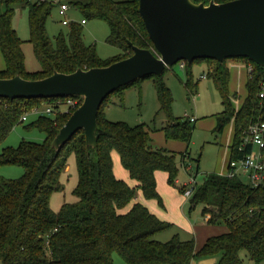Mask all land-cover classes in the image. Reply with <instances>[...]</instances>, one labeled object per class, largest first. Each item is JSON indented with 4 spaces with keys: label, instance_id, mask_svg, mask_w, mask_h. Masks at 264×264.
I'll use <instances>...</instances> for the list:
<instances>
[{
    "label": "trees",
    "instance_id": "1",
    "mask_svg": "<svg viewBox=\"0 0 264 264\" xmlns=\"http://www.w3.org/2000/svg\"><path fill=\"white\" fill-rule=\"evenodd\" d=\"M17 1H23L29 9V41L40 63L37 71L27 70L23 40L13 25V4ZM56 1L0 0V51L5 60L0 78L19 74L26 79H39L54 71L71 73L78 68L107 66L134 53L129 42L141 48H154L139 12V0L65 1L80 11L85 21L106 22L110 30L107 41L120 49L110 60H103L96 46L85 42L81 21H70L67 33L60 31L52 39L47 22L64 0ZM193 1L209 4L212 0ZM203 59L208 63V76L213 78L224 104V110L217 114L218 128L223 129L233 119L231 147L235 150L246 125L264 118V103L259 97L264 67L247 57H229L223 61ZM239 59L250 63L253 70L248 71L246 95L236 111L229 95L228 60ZM192 63L186 62L184 68L190 71ZM167 69L162 75L145 76L114 92H119L123 100L126 87L152 77L158 112L166 118L162 127L165 138L185 141L188 146L194 122L174 114L173 92L164 79ZM185 86L193 92L195 84L191 75ZM75 96L78 103L69 111L60 109L58 102L63 97L0 96V143L16 125L25 122L21 120L24 113L42 105L53 107L51 115H38L25 125L43 132L44 141L22 140L17 147H5L0 152V165H18L24 170L19 178L0 177V264H114V253L128 264H191L194 259L208 256H218L217 264H239L242 250L256 263L264 260V187H253L237 177H225L216 172L206 174L189 198L190 206L203 204L201 213L205 221L225 225L227 230L209 236L198 249L194 238L181 239L178 234L161 241L157 236L172 228L173 223L160 219L145 204L134 200L140 190L146 199H157L163 205L155 172L166 171L168 183L176 186V153L153 145V131L146 122L131 125L110 120L103 104L107 98L97 115V147L87 146L85 132L79 129L58 151L52 141L83 100ZM113 151L118 152L121 164L130 178L137 181L136 185L131 186L116 176ZM71 153L75 155L78 172L74 191L77 200L64 203L55 212L50 199L61 188L60 176L68 167ZM188 153V148L182 152L183 160ZM197 173L198 168L195 176ZM178 189L183 193L185 186ZM132 202L131 207L124 210Z\"/></svg>",
    "mask_w": 264,
    "mask_h": 264
},
{
    "label": "rangeland",
    "instance_id": "2",
    "mask_svg": "<svg viewBox=\"0 0 264 264\" xmlns=\"http://www.w3.org/2000/svg\"><path fill=\"white\" fill-rule=\"evenodd\" d=\"M13 7L15 9L13 25L23 40L22 47L25 54V66L28 71H37L40 69V63L34 52L33 45L29 41L30 26L28 6L23 1H17L13 4ZM66 18H69L70 21L80 22L82 14L75 7L69 5V9L66 11ZM62 19L63 17L59 14L58 7L55 8L47 22L48 33L52 39L60 31L64 34L67 33L69 25L64 24ZM82 25L85 42L95 45L98 55L103 60H110L120 52L117 46L107 41L110 30L106 22L90 19ZM0 56L2 58L1 52ZM229 61L234 60H228V63ZM229 68L231 69V67ZM238 70L236 68L231 69L229 95L232 96L237 93V97L241 101L246 95L245 84L247 81V73L244 69L240 75ZM204 73L207 75L205 78L202 77ZM190 75L195 84L193 92H190L185 86V82ZM164 79L173 92L174 114L185 118L189 116L196 118L192 140L188 146L185 141L165 138L162 127L166 123V118L162 112H158L159 102L152 77L143 79L140 84H133L126 87L124 89L123 100H121L119 92L113 91L103 103L105 105L104 110L107 117L113 121H125L131 125L146 122L153 131L152 134L157 144L155 147L159 146L176 153L178 172L174 180L177 187L170 186L166 178H164L162 180L160 179V191H158L159 194L161 193L163 205L166 203L168 212L166 218L162 220L173 223V226L160 233L157 238L161 241H166L174 234H178L181 239H196V244L198 233H202L200 230L197 233L198 226L204 222L201 213L203 204H197L195 207H191L189 200H187L188 197L184 192L180 196L176 194L174 197L169 189L177 193L179 190L178 186H185L191 176L195 175L197 168V185L203 182L206 174L217 173L222 169V162L224 158L226 159V147L233 137L234 121L228 122L221 130L218 128L217 114L224 110V104L222 103V95L216 87L213 78L208 76V63L205 59L200 58L195 60L192 63L190 71L187 68H181L179 62H177L168 67L164 73ZM45 106L42 105L41 109H44ZM28 117L29 119L23 124L16 125L7 138L0 143V152L5 147H17L22 140L36 142L45 140L46 135L43 132L37 128H28L25 126L36 115L29 114ZM153 118H155V121H153ZM187 148L189 153L183 160L182 152ZM114 169L116 173L125 171L119 161L115 162ZM23 172V168L18 165H0V177L19 178ZM159 172V177L162 173H165L163 171ZM127 178L129 184L134 186L135 182L128 174ZM60 184L61 188L56 190L50 199L51 208L55 212H58L64 203H71L77 200L74 191L78 184V172L74 153L69 155L68 167L60 176ZM150 203L151 207H154L153 204L155 202L151 201ZM158 214L161 216V213ZM240 255L242 260L239 264H264V260L256 263L249 259L245 250H242ZM206 258L208 259L209 257ZM201 259H196L198 264H201ZM113 260L114 264H128L117 253L113 254Z\"/></svg>",
    "mask_w": 264,
    "mask_h": 264
},
{
    "label": "water",
    "instance_id": "3",
    "mask_svg": "<svg viewBox=\"0 0 264 264\" xmlns=\"http://www.w3.org/2000/svg\"><path fill=\"white\" fill-rule=\"evenodd\" d=\"M139 12L153 49L132 45L134 53L103 67L54 71L39 79L19 74L0 78V96L25 99L78 95L82 103L52 141L58 151L79 129L87 146L97 147V115L116 89L166 67L200 58L223 61L247 57L264 67V0L196 3L193 0H139Z\"/></svg>",
    "mask_w": 264,
    "mask_h": 264
},
{
    "label": "built area",
    "instance_id": "4",
    "mask_svg": "<svg viewBox=\"0 0 264 264\" xmlns=\"http://www.w3.org/2000/svg\"><path fill=\"white\" fill-rule=\"evenodd\" d=\"M38 1V0H30ZM56 1V0H55ZM69 9L68 3H59L58 12L62 15L63 23L68 24L69 18H66V11ZM82 23L86 22L84 19ZM186 64L185 60L179 61L181 68H184ZM253 67L248 63V71H252ZM202 77H207L204 73ZM260 101L264 103V80L260 83L259 90ZM232 101L235 103L236 111L239 108V99L231 96ZM78 103V98L75 95L65 96L62 100H59L61 111H69L70 108L75 107ZM53 113V107L46 105L44 109L34 107L30 112H26L22 115L21 120L27 121L29 114L38 115H51ZM191 122H195L194 116L188 118ZM233 121V120H232ZM235 154V156H233ZM221 176L225 177H237L243 182L253 187H264V118H258L257 120L250 121L242 131L241 140L237 146V149H232L231 143L226 147V159L222 162V169L217 172ZM197 182L196 176H191L188 183L185 184L184 194L190 198L196 189Z\"/></svg>",
    "mask_w": 264,
    "mask_h": 264
},
{
    "label": "crops",
    "instance_id": "5",
    "mask_svg": "<svg viewBox=\"0 0 264 264\" xmlns=\"http://www.w3.org/2000/svg\"><path fill=\"white\" fill-rule=\"evenodd\" d=\"M82 20V19H81ZM1 52V51H0ZM2 59V60H1ZM228 65H229V67H231V69L232 68H236V69H239L238 70V73L241 75V72H242V70H246V73H247V76H248V63L247 62H245V61H243V60H234V61H229V63H228ZM5 67V60H4V58H3V56H2V58H1V56H0V69H3ZM231 69H230V73H231ZM232 74V73H231ZM247 79V78H246ZM233 96V95H232ZM105 114H106V112H105ZM107 116V115H106ZM144 121V120H143ZM232 141H230L229 142V144L231 143ZM152 143H153V145H155V146H157V144H156V142H155V140H154V137H153V134H152ZM159 147V146H158ZM112 158H113V169H114V165H115V162H117V161H119L120 163H121V161H120V156H119V154H118V152L117 151H113L112 152ZM123 166V165H122ZM119 169H120V167H119ZM124 172H122V173H116V171H115V169H114V172H115V174H116V176L118 177V178H121V179H123V180H125L128 184H129V180H128V178H127V174H128V176H129V173H128V171L124 168ZM159 171H163V172H165V173H162L161 174V176L159 177ZM126 174V175H125ZM155 176H156V180H157V189H158V191H160L159 190V187H160V179L162 180V179H164V178H166V181L168 182V173L166 172V171H164V170H157L156 172H155ZM130 177V176H129ZM134 180V179H133ZM134 184L136 185L137 184V181L136 180H134ZM169 184V183H168ZM130 185V184H129ZM170 186H172V185H170ZM174 187V186H173ZM169 191H170V193L175 197L176 196V194H178L179 196H180V194H182V193H180L179 192V190H178V192L176 193V191H171V189H169ZM161 194V193H160ZM164 198V197H163ZM180 198V197H179ZM187 200H189V198L187 199ZM134 201H139V202H142L143 204H145L154 214H156V215H158L159 216V218L160 219H164V218H166V215H167V208H166V203L164 204V205H159L158 203V201H157V199H154V198H151V199H146L144 196H143V194H142V192L139 190L138 191V194H137V197H136V199L134 200ZM151 201H154L155 203L153 204V206L154 207H151ZM165 201V200H164ZM133 204V202L132 203H130L127 207H125V209L124 210H128L130 207H131V205ZM160 208V209H159ZM158 213H161V216L158 214ZM163 217V218H162ZM201 231L202 233L201 234H199L198 233V231ZM227 230V227L225 226V225H213V224H208L206 221H205V219H204V222L202 223V225H199L198 226V229H197V233H198V240L196 241V248L198 249V248H200L203 244H204V242L206 241V239L209 237V236H212V235H215V234H219V233H222V232H225ZM197 233H196V235H197ZM196 240V239H195ZM209 258L207 259L206 257H204V258H202L201 259V261H200V263L201 264H216L217 263V261H218V256H208ZM191 264H198V261L196 260V259H194L192 262H191Z\"/></svg>",
    "mask_w": 264,
    "mask_h": 264
}]
</instances>
